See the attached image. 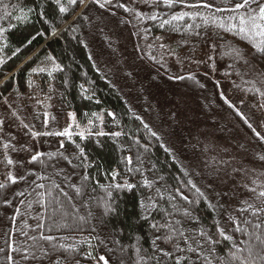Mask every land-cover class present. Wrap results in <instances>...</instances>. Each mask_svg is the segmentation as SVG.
Masks as SVG:
<instances>
[{"label":"trees","instance_id":"obj_1","mask_svg":"<svg viewBox=\"0 0 264 264\" xmlns=\"http://www.w3.org/2000/svg\"><path fill=\"white\" fill-rule=\"evenodd\" d=\"M239 2L241 0H186L189 4L212 5L211 9H206L185 8L179 3L167 8L154 0L148 3L112 0L102 9L89 0L87 8L78 4L61 17L52 0H0V29L4 30L0 39V61H3L0 63V184L5 185L0 188V264H55L58 258L61 264H101V255L109 264H136L137 248L143 253L151 252V241L154 234H158L151 225L165 219L164 209L174 211L172 204L180 210L193 209V217L198 218V222L186 220L182 215L176 217L183 220L189 230L203 228L215 233L219 225L237 244L243 240L261 247L255 237L248 241L247 236L236 233L234 220H250L252 223L239 226L264 237V213L254 217L251 208L244 213L239 211L248 205L256 209L264 207V198L230 208L220 201L211 203L190 172L167 148L161 135L153 130L147 115L139 108V101L130 103L114 77L100 67L92 52L97 45H91L92 41L100 42L102 28H108L114 20L116 24L112 26L132 38L138 63L154 72L167 88L181 89L197 99L203 97L206 90L210 91L218 108L235 118L247 132L257 162L264 167V140L261 139L264 137V44L258 36L248 37L238 30L225 31L218 26L238 25L240 15L257 11L255 2L239 12L216 10L232 9ZM119 3L131 11L116 7ZM29 8L34 11L29 13ZM40 12L45 14L48 23L40 19ZM137 12L142 16L138 17ZM180 12L190 16L161 27L164 20ZM153 14L159 18L150 19ZM23 16H27V20L17 19ZM105 17L109 23L103 24ZM53 29L58 33L55 36L51 34ZM39 32L44 35H37ZM32 36L36 38L28 44ZM253 43L258 47L254 48ZM231 49L241 55L229 54ZM199 53H206L211 62L219 63L221 75L228 84L224 85L225 89L217 87L211 79L214 76L196 67L194 61ZM49 55L61 70H53L52 62L47 60ZM40 68L45 71H38ZM48 71H52L51 77ZM200 80L210 82L212 87L203 86ZM33 81L41 99L56 105L55 113L37 109L39 104L27 103L26 92ZM83 89L87 92L82 95ZM85 95L90 99H85ZM109 112L114 113L115 119ZM68 113L81 127H91L93 133L121 132V136L93 134L81 140L78 134L71 137L42 134L33 138V132H63L61 125ZM5 144L9 147L5 148ZM80 148L84 149V156H80ZM37 152L42 153L40 158L29 163ZM128 157L132 158L131 165ZM8 159L13 161L12 165L7 163ZM114 172L118 174L115 180ZM9 173L17 178L15 184L7 179ZM85 175L88 180L83 179ZM145 180L151 187L142 186ZM189 180L192 184H188ZM125 181L137 187L131 191L115 187ZM73 185L82 189L80 195ZM157 189L164 199L145 220L141 201L148 195L158 198ZM177 189L193 203L189 205L176 195ZM170 195L175 196L171 203ZM109 204L115 212L105 215ZM254 223H261L262 227L256 230L252 227ZM48 236L52 237L51 241L45 239ZM157 243L171 250L170 246ZM239 246L246 247L245 244ZM232 247L221 239L216 251L227 257ZM44 252L49 255L45 257ZM89 252L92 258L86 259ZM246 256V252L238 253L239 258L232 264L242 261L248 264ZM213 264L218 262L213 260ZM255 264L264 262L257 260Z\"/></svg>","mask_w":264,"mask_h":264},{"label":"rangeland","instance_id":"obj_2","mask_svg":"<svg viewBox=\"0 0 264 264\" xmlns=\"http://www.w3.org/2000/svg\"><path fill=\"white\" fill-rule=\"evenodd\" d=\"M106 23H109L107 17L103 24ZM110 23L109 26L116 24L114 20ZM109 26L102 28L100 42H91L92 46L97 45L92 51L97 62L114 77L130 103L139 101V108L147 115L153 130L161 135L167 148L190 172L208 200L211 203L220 201L230 208L260 199L258 193L264 191V167L258 164L252 141L244 128L218 108L210 91L206 90L205 96L197 99L181 89H169L159 82L154 72L138 63L130 35ZM196 59L194 63L199 71L205 70L204 73L214 76L211 79L218 88L228 85L217 61L211 62L206 53H199ZM34 83L26 92L27 103L31 106L39 104L37 109L55 113L56 105L41 99ZM200 83L212 87L205 80ZM70 114L61 125L62 131L68 130L74 135L85 128L91 129L78 125ZM45 122H48V116Z\"/></svg>","mask_w":264,"mask_h":264},{"label":"snow or ice","instance_id":"obj_3","mask_svg":"<svg viewBox=\"0 0 264 264\" xmlns=\"http://www.w3.org/2000/svg\"><path fill=\"white\" fill-rule=\"evenodd\" d=\"M88 2L89 0H52V3L55 4L58 8V12L61 17L65 16L69 12L70 7L81 6L82 8H87L88 7ZM93 3L98 5L100 8H105L106 5H109L112 3V0H92ZM145 3H148V0H144ZM157 4L163 3L165 7L167 8H172L175 6V4L179 3L182 4L183 7L188 8H206V9H211L212 5L208 3H196V4H189L186 3V0H154ZM255 2L257 5V11L246 14V15H240L239 16V22L238 25L230 24L227 27H225L223 24L218 25L219 27L224 28L225 31H236L238 30L239 33L248 36V37H260L261 44H264V2H261V0H241V2L236 3L234 8L232 9H216L217 11H232V12H239L241 9H247L250 5V3ZM116 7L123 8L124 11L129 12L131 9H129L125 4L119 3L115 5ZM34 9L29 8L28 12L31 13L33 12ZM40 19L44 20L45 23H48L47 17L43 12L39 13ZM136 15L138 17L142 16V13L137 12ZM186 16H190L189 13L185 12H180V13H175L172 14L169 20H164L161 24V27H163L166 24H170L172 21H183ZM152 20H157L159 17L156 14H153L149 17ZM17 19H23L27 20V16L23 17H17ZM202 19H204L202 17ZM230 19H235V17H230ZM205 23L207 24V20L205 19ZM75 31V29H73ZM53 36L57 35L56 29L52 30L51 33ZM4 35V30L0 29V39H3ZM37 35H44L43 32L37 33ZM36 37L32 36L27 43L31 44L32 40H34ZM254 48H257L258 45L256 43H253L252 45ZM163 47V45H162ZM18 51V50H17ZM235 53L237 57H239L241 54L239 53L238 50L236 49H231L229 54ZM13 55H16V52H13ZM211 59V57H209ZM47 60L52 62L53 65V70H61V66L56 63L55 59L53 56L49 55L47 57ZM0 63H3V61H0ZM34 72L37 71V69H33ZM40 72H44V68L38 69ZM48 75L51 77L52 76V71H48ZM182 79V78H181ZM83 88V86H81ZM87 92V89H83L82 95ZM264 95V93H262ZM85 99H90L89 96L85 95ZM225 103H228L227 100H225ZM229 107H232L231 104H229ZM71 115V114H70ZM95 116L96 114L93 113ZM109 116H112L113 119H115L114 113L109 112ZM239 115V113H238ZM243 119V117H241ZM143 123V121H141ZM92 121H89V124H91ZM245 123H247V120H245ZM250 128L252 127L251 124L248 125ZM79 127V126H78ZM145 128H148L147 124H144ZM255 131V129H253ZM60 135V136H67L71 137L72 133L69 132L68 130H65L63 132H56V133H37L33 132L32 136L35 138L38 135ZM96 135V136H104V135H110L113 137H119L121 136V132H112V133H105L102 130L96 133H93L90 128H85L82 131L78 133L80 136L81 140L85 139L86 136H91V135ZM152 135H156L154 132ZM257 136H259V133H257ZM262 140H264V137H261ZM64 145L61 144V147ZM5 148H8L9 145L5 144ZM163 147V145H162ZM167 151V149H165ZM42 153L37 152L35 155H33L29 161V163L37 161ZM85 151L83 148H80V156H84ZM128 164H132V158L128 157ZM7 163L9 165L13 164V161L11 159L7 160ZM71 163V161H69ZM129 171H132L131 168H129ZM136 171H139L137 168ZM142 174V173H141ZM117 173L112 174L113 180L116 179ZM7 179L11 181V183L15 184L17 182V178L14 177L11 173L8 174ZM20 179H23L21 177ZM84 180H88L89 177L85 175L83 177ZM188 184H192V181L189 180ZM56 188H59V185H53ZM143 187H151V184L149 181L145 180ZM4 184H0V188H4ZM38 187H43V185H38ZM75 188V191L77 195L81 194L82 189L79 187H75L74 185L72 186ZM115 187L117 189L121 188H126L127 190L131 191L133 188L137 187V185H134L132 183H129L125 181V184L120 185L116 184ZM195 187V185H193ZM250 191L255 192V189H250ZM197 192H199V189H197ZM157 193H160V190L157 189ZM51 195V193H48ZM22 195V193H20ZM66 195V193H65ZM176 195L180 196L182 200H185L191 205L193 202L188 200V197L184 196L183 193L179 191V189L176 190ZM201 195H203L201 193ZM259 197L264 198V191H260L258 193ZM109 197L111 198V194H109ZM164 196L162 194L158 195L157 197H154L152 195H148L141 201V209L144 213L142 216L143 219L147 220L148 216L151 215V211L153 209L157 208V205L160 200H163ZM175 199V196H169V203H171L172 200ZM7 203V201H6ZM171 207L174 209V211H167L164 209L163 211L166 212V217L165 219L156 224H152L151 227L152 229L155 230L154 237L151 241V252L150 253H143V250L140 248H137V262L136 264H148L149 261H154L155 264H213V260H216L218 264H232L234 260H237L238 253L240 252H246L247 256L245 257V260L248 262V264H255V261L259 260L264 262V237L261 235H256L255 232L249 233L246 227H240L239 224L243 223L244 225H248L252 223L250 220H244L242 222L235 221L237 223V227L235 228V232L244 236L248 237V241H251L253 237H255V240L261 245L260 248H257L255 244L249 243L247 241L241 240L239 244H245L246 247L243 249L240 248L239 244L234 240V237L230 234H227L222 227L217 225L215 233H209L207 230L201 228L199 231L195 230H189L184 227V221L177 219L176 217L178 215H182L186 220H190L193 223L198 222V218L193 217V209L191 207L180 210L177 209L174 204L171 205ZM252 209L251 215L254 217H259L261 213H264V207H261L259 209L254 208L252 205H248L246 208H241L239 211L241 213L247 212L249 209ZM115 212V209L111 207V205H107L105 208V215L111 214ZM103 222V221H101ZM252 227L256 230H259L262 227L261 223H254L252 224ZM93 231H95V228H93ZM219 238H217V235ZM48 241L52 240L51 236L45 237ZM221 239L224 241H228L230 244H232V248L229 249L228 251V256L223 257L219 255L216 251V245L221 243ZM160 241L164 245L170 246L171 250H166L165 247H161L160 244L157 242ZM101 243H104V241H101ZM92 245L90 244L89 247ZM64 246L61 245V248ZM143 253V254H142ZM49 255L48 252H44V256L47 257ZM87 258H92L91 252L87 254L85 257ZM9 261L12 260V257H8ZM99 261H103V264H109V260L106 259L105 256L101 255L99 256ZM55 264H61V261L59 258L55 261ZM79 264V262H77ZM243 264V261L241 262Z\"/></svg>","mask_w":264,"mask_h":264}]
</instances>
